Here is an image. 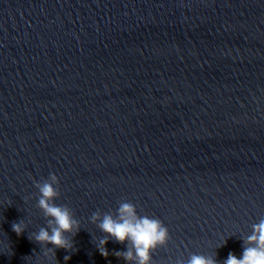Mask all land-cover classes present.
Wrapping results in <instances>:
<instances>
[{
	"label": "water",
	"instance_id": "1",
	"mask_svg": "<svg viewBox=\"0 0 264 264\" xmlns=\"http://www.w3.org/2000/svg\"><path fill=\"white\" fill-rule=\"evenodd\" d=\"M50 173L69 249L31 240ZM122 202L168 229L151 264L240 258L264 219V0H0V264H126L91 222Z\"/></svg>",
	"mask_w": 264,
	"mask_h": 264
},
{
	"label": "clouds",
	"instance_id": "2",
	"mask_svg": "<svg viewBox=\"0 0 264 264\" xmlns=\"http://www.w3.org/2000/svg\"><path fill=\"white\" fill-rule=\"evenodd\" d=\"M58 178L55 174H49L48 179L43 183H36L39 197L37 207L42 211L47 226L41 227L38 232L32 233L31 240L41 245H52L55 248H71L69 235L79 231L80 223L75 218L72 210L66 205H57ZM91 222L96 223L99 229L106 234L100 239L98 251L102 256L107 257L108 252L104 245L107 237L114 238L117 242L130 244L129 250L123 253H116L132 264H151V252L157 247L164 245L169 238L167 227L161 220L148 216L139 215L133 203L122 202L116 209L115 215L105 213L101 216L98 212L91 215ZM26 230L23 221L12 224V231L20 236ZM244 247L240 258L229 253L224 264H264V219L252 225V232L244 241ZM52 253L49 248L44 253L48 256ZM70 259L65 256L64 260ZM188 264H216L211 256L191 255Z\"/></svg>",
	"mask_w": 264,
	"mask_h": 264
}]
</instances>
